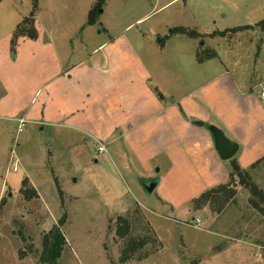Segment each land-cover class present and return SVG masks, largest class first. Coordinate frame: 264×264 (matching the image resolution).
<instances>
[{"label":"rangeland","instance_id":"374dc122","mask_svg":"<svg viewBox=\"0 0 264 264\" xmlns=\"http://www.w3.org/2000/svg\"><path fill=\"white\" fill-rule=\"evenodd\" d=\"M33 12L36 39L16 35ZM262 20L264 0H1L0 264H41L54 226L56 264H264V215L230 175L236 162L264 189ZM109 59L55 88L65 67ZM43 105L50 124L27 114L20 130L13 119ZM59 106L74 112L64 125ZM203 119L208 135L189 125ZM207 125L240 144L233 159ZM143 178L161 179L152 194ZM226 183L235 196L203 204ZM120 218L162 247L123 261Z\"/></svg>","mask_w":264,"mask_h":264},{"label":"trees","instance_id":"16d2710c","mask_svg":"<svg viewBox=\"0 0 264 264\" xmlns=\"http://www.w3.org/2000/svg\"><path fill=\"white\" fill-rule=\"evenodd\" d=\"M1 1V0H0ZM37 8V0H35V10ZM35 15L34 12L31 14L30 17L26 18L18 27L16 35H22V36H29L32 39H36L34 37L37 35V32L33 33L32 30H29L27 27L28 24L36 23L35 20ZM94 21L90 20L88 23L92 24ZM33 25V24H32ZM258 27H261L264 30V20L260 21L257 24ZM187 33L194 35L192 31H188L187 28L184 27H175L171 30V34H177V33ZM200 62L203 61V59H199ZM206 126V123L203 124ZM208 127L210 125H207ZM233 172L230 174L231 178L234 179L235 176L239 177V182L242 184H245L247 188H249V191L252 195L250 199V205L257 211L261 212L264 215V189H262L258 184H256L253 180L251 179L250 173L242 169L239 164L234 162L233 164ZM255 167V165L253 166ZM28 180L25 179L23 181V184H27ZM235 183H226V184H221L216 188H213L207 192H205L201 197H203V204H210V206L216 202H219L223 197L225 199L232 198L233 196L236 195V189H235ZM31 193H33V188L31 189ZM204 204V205H205ZM219 211L221 208H219ZM121 221L120 223V228L122 229L119 234L122 237H127V243L126 246L124 247L123 250V256L122 260L127 261L130 260L133 256L131 255L132 253H135L136 251L139 252L142 250L147 244L154 242L156 244L155 251H158L162 246L161 244H157V239H150L149 235H135L134 232H136V226L132 227V223L130 220L127 218H120ZM143 224V223H142ZM134 225V224H133ZM142 228L145 230L146 227ZM65 238L61 234L60 230L58 227L54 226L52 230H50L47 234H45L44 237V250H43V255L40 257V263L41 264H56V260L58 257L61 255V251L63 249V242ZM157 242V243H156ZM151 253H146L145 255H141L138 257V260H142L147 258Z\"/></svg>","mask_w":264,"mask_h":264},{"label":"crops","instance_id":"0c3cea01","mask_svg":"<svg viewBox=\"0 0 264 264\" xmlns=\"http://www.w3.org/2000/svg\"><path fill=\"white\" fill-rule=\"evenodd\" d=\"M104 46V44L103 45H100L98 48H96L95 50H94V54L95 53H98V49H99V51L101 50V48ZM94 56H96V54L94 55ZM93 56V57H94ZM110 56V55H109ZM90 59H92V57L91 58H89L88 60H90ZM204 61H202L201 63H203ZM112 63V60L111 59H109V61L108 62H104L103 60H97V61H94V62H91V64H89V66H88V64L87 65H84V64H82V63H78L77 65H74V66H68V67H65L63 70H62V72L60 73V74H57V76L55 77V79L52 81L54 84L55 83H58V84H60V86H57V87H55L57 90H59L60 88H64L65 90H72V87L73 86H75V85H78V86H80L81 84H83L84 83V76H83V74H84V72H94V71H96V69H99L100 71L101 70H103L104 69V72H111V71H108L106 68H104V67H106L107 65H109V64H111ZM104 64H105V66H104ZM90 78V77H89ZM52 82H50V84H52ZM52 89H54V88H52ZM51 89V90H52ZM41 90V88L40 89H38L36 92H35V94L32 96V98H31V101H32V103L34 102V100H35V98H36V96H37V94H38V92ZM51 95V94H50ZM8 99H6V97H1V99H0V102H4V103H6V105H4V107H6L7 105H9V103H8V101H7ZM43 106H45L46 107V105H43ZM47 107H48V105H47ZM47 107H46V109H44V107H42L41 109H39L40 111H38V113H36L35 114V112H33L32 110H29L28 112H26L25 113V115L24 116H22V117H13L14 119V121L15 122H17V123H19V120L21 119V118H23V119H25L26 120V123L27 122H29V121H31L28 117H30V116H32V115H36V116H38V118L34 121L36 124H50V123H48L47 121H45L46 120V115H45V113L47 112ZM74 108L75 109H78V106L77 105H74ZM4 109V108H3ZM71 109L73 110V107H71ZM27 114H28V117H26L27 116ZM154 114L155 113H153V115L152 116H154ZM191 114H193V113H190L189 114V116L188 117H193V116H195L196 117V115H191ZM45 115V116H44ZM56 115L58 116H60V118L61 119H64V118H66V119H73V115H74V112H69L68 110H66L65 109V111H64V109H60V106H59V108H58V110L56 111ZM70 115H72V116H70ZM64 117V118H63ZM18 118V119H17ZM155 118H157V117H155ZM200 118V117H199ZM66 119H64V120H62V123L61 124H63L64 125V123H65V120ZM61 122V121H60ZM145 121H143V123H144ZM193 122V123H192ZM192 122H189V125H190V128L191 129H193L194 131H196V132H199V133H202L203 134V132L206 134V135H208V133L207 132H205V131H203V128L205 127L203 124L204 123H206V121L203 119V120H194V121H192ZM128 124V123H127ZM140 125L141 126H143L144 124H138L137 125V128H136V130L140 127ZM18 126H20V123H19V125ZM131 127V126H130ZM131 129H129V131H130ZM211 137H212V139H213V141H214V138H213V135H210ZM104 140V139H103ZM115 140V139H114ZM215 143V142H214ZM101 144L102 145H104L105 147H106V145L103 143V142H101ZM107 148V147H106ZM161 180V179H160ZM4 191V188L2 189V191H1V193ZM0 193V194H1Z\"/></svg>","mask_w":264,"mask_h":264},{"label":"water","instance_id":"95a60500","mask_svg":"<svg viewBox=\"0 0 264 264\" xmlns=\"http://www.w3.org/2000/svg\"><path fill=\"white\" fill-rule=\"evenodd\" d=\"M213 135L215 148L223 160L233 159L240 150V144L229 139L225 132L217 126L210 125ZM160 182L159 178H143L141 184L147 194H152Z\"/></svg>","mask_w":264,"mask_h":264},{"label":"built area","instance_id":"2783aa9c","mask_svg":"<svg viewBox=\"0 0 264 264\" xmlns=\"http://www.w3.org/2000/svg\"><path fill=\"white\" fill-rule=\"evenodd\" d=\"M19 122H20V130H22V128L25 126V124H26V120L25 119H23V118H21L20 120H19ZM99 151L100 152H105V151H107V148L104 146V145H100L99 146ZM13 170L14 171H17L18 170V166H14L13 167Z\"/></svg>","mask_w":264,"mask_h":264}]
</instances>
